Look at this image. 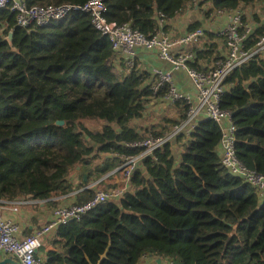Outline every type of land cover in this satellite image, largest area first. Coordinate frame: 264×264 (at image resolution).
Instances as JSON below:
<instances>
[{
	"label": "trees",
	"instance_id": "obj_1",
	"mask_svg": "<svg viewBox=\"0 0 264 264\" xmlns=\"http://www.w3.org/2000/svg\"><path fill=\"white\" fill-rule=\"evenodd\" d=\"M26 1L85 6L91 0ZM200 1L202 10L209 0ZM211 1L207 18L213 10L261 0ZM196 2L106 0L105 17L152 39L169 32ZM202 25L192 23L188 31ZM10 33L12 45L6 40ZM263 34L256 28L249 47ZM218 49V38L209 34V42L194 49L193 67L207 70L221 58ZM155 80L138 58L128 67L89 13L22 28L10 7L1 11L0 200L42 203L82 189L76 195L82 205L99 191L88 188L92 180L114 171L122 180L121 157L144 152L134 144L164 137L188 116L184 100L164 116H148L169 92L165 85L155 95ZM226 85L221 109L232 115L236 153L249 170L264 175V59L237 68ZM221 139L217 122L203 117L189 136L176 138L184 147L180 158L174 142L145 156L120 201L60 227V240L43 264H139L145 254L174 264H264V203L258 205L254 186L224 166ZM73 176L79 179L76 187ZM113 179L116 189L121 183Z\"/></svg>",
	"mask_w": 264,
	"mask_h": 264
},
{
	"label": "built area",
	"instance_id": "obj_2",
	"mask_svg": "<svg viewBox=\"0 0 264 264\" xmlns=\"http://www.w3.org/2000/svg\"><path fill=\"white\" fill-rule=\"evenodd\" d=\"M105 1L91 0L85 6H29L26 0H0V12L10 7L16 14L17 25L22 28L47 27L65 19L72 12L89 13L95 28L109 38L113 51L127 60L128 67L135 65L139 49L155 52L161 60L171 65L169 72L154 75L156 80L152 83V91L157 95L168 85L169 92L159 103L175 104L184 100L190 106L188 116L164 137L134 144V147L144 149L141 155L125 154L121 157L123 175L118 188L108 192L98 191L93 200L82 205L73 202L56 207L50 221L30 236H22L21 225L3 214L4 205L8 202L0 200V254L14 258L19 264H43L38 253L45 244L53 246L60 240L59 229L62 225L81 219L101 204L120 201L142 159L165 144L174 142L181 135L189 136L203 117L214 120L220 127V150L224 166L254 186L258 191V205L264 203V175L249 170L239 160L232 115L221 109V100L227 89L226 82L232 72L252 60L264 59V34L253 47H249L248 43L256 28L264 32V0L232 9L213 10L202 27L192 32L179 37L170 32H159L152 39L128 24L109 22L105 17ZM209 34L225 41V46L218 50L221 58L210 64L207 70L200 71L193 67L197 62L194 49L209 42ZM174 72L186 76L189 81L188 90L179 86L174 79ZM151 258L145 254L139 264Z\"/></svg>",
	"mask_w": 264,
	"mask_h": 264
},
{
	"label": "crops",
	"instance_id": "obj_3",
	"mask_svg": "<svg viewBox=\"0 0 264 264\" xmlns=\"http://www.w3.org/2000/svg\"><path fill=\"white\" fill-rule=\"evenodd\" d=\"M197 1L199 2L193 3V5L189 6L187 10L182 11L180 15L175 19V21H173L170 24L171 26L169 31L170 33H173L177 37L182 36L189 32L188 27L192 23L198 21L204 23L209 19V17L207 18L205 16V11L211 10V8L208 5L205 6L206 3L205 2L201 10L199 9L200 8L199 4L202 1L200 0ZM218 44H219V49H221L225 46V41H223L222 39L221 40L218 39ZM137 58L141 61L143 66L146 68V70L151 72L153 76L159 72H169L172 69L171 65L161 60L155 52H149L144 49H139ZM174 79L176 80V82L179 84L180 87H182L185 90L189 89V85H188L189 81L183 73L174 72ZM173 108H174V104H164V103L154 102L152 104V107H150L148 110V114H149L148 116L153 114H156L157 116H164L166 113L173 110ZM183 148L184 147H181L180 154L177 155L178 158H180ZM140 167L141 164L139 165V168ZM114 173H116V171L108 174L101 180L98 181L92 180L88 185V188H96L99 191H106V192L112 190L113 189L112 186L114 185V179H113L114 176L118 179L117 182L118 185H120L121 183V177H120L121 175L117 177L118 175H115ZM72 181L75 187L78 186L79 179L77 176L75 177L73 176ZM80 192H82V189H79L66 196L54 197L53 199L42 203L37 201H26L24 203L23 200H19L16 202H8L4 205L3 214L9 219L17 221L21 225L22 236H30L50 221L54 208L76 202V195L79 194ZM53 202L58 203L57 206L52 207L51 203ZM39 204H41L40 208H37L36 206ZM51 246H52L51 244H45L42 247V249L39 251L38 255L42 261L45 260L47 251L51 248ZM54 246L55 245H53V247ZM0 256H1L0 261H3L7 258H11L10 256L4 254H0ZM144 264H174V262L169 261L167 259H159L153 257L149 260H146Z\"/></svg>",
	"mask_w": 264,
	"mask_h": 264
},
{
	"label": "water",
	"instance_id": "obj_4",
	"mask_svg": "<svg viewBox=\"0 0 264 264\" xmlns=\"http://www.w3.org/2000/svg\"><path fill=\"white\" fill-rule=\"evenodd\" d=\"M6 40L12 45L13 33H10L9 36L6 38ZM248 87H249V85H247V88ZM59 124H63V122H59ZM86 180H87V175H86ZM52 249H53V246H51V248L49 250H52ZM0 264H19V262L11 257V258H7V259H5L3 261H0Z\"/></svg>",
	"mask_w": 264,
	"mask_h": 264
},
{
	"label": "rangeland",
	"instance_id": "obj_5",
	"mask_svg": "<svg viewBox=\"0 0 264 264\" xmlns=\"http://www.w3.org/2000/svg\"><path fill=\"white\" fill-rule=\"evenodd\" d=\"M197 2H199V1H197ZM205 2V1H204ZM209 6L210 8H212V2L209 0V1H206V3H205V6ZM206 8V7H205ZM207 9V8H206ZM207 11H209V10H207ZM174 144V151H175V153H176V156L177 155H179L180 154V149H181V147H182V145H181V143L179 144L178 142H175V143H173ZM103 190H105V189H103ZM113 190V189H112ZM111 191V190H110Z\"/></svg>",
	"mask_w": 264,
	"mask_h": 264
}]
</instances>
